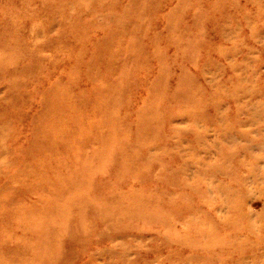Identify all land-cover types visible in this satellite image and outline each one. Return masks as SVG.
Returning <instances> with one entry per match:
<instances>
[{"label": "rangeland", "instance_id": "obj_1", "mask_svg": "<svg viewBox=\"0 0 264 264\" xmlns=\"http://www.w3.org/2000/svg\"><path fill=\"white\" fill-rule=\"evenodd\" d=\"M0 264H264V0H0Z\"/></svg>", "mask_w": 264, "mask_h": 264}, {"label": "bare ground", "instance_id": "obj_2", "mask_svg": "<svg viewBox=\"0 0 264 264\" xmlns=\"http://www.w3.org/2000/svg\"><path fill=\"white\" fill-rule=\"evenodd\" d=\"M13 13V12H12ZM15 17V16H14ZM14 21V20H13Z\"/></svg>", "mask_w": 264, "mask_h": 264}]
</instances>
